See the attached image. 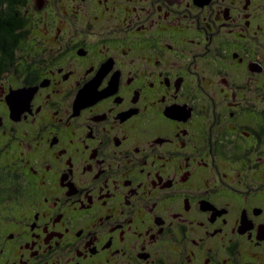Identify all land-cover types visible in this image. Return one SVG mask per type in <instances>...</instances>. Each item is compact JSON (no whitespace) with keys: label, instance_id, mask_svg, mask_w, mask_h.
I'll return each mask as SVG.
<instances>
[{"label":"flooded vegetation","instance_id":"af4514ba","mask_svg":"<svg viewBox=\"0 0 264 264\" xmlns=\"http://www.w3.org/2000/svg\"><path fill=\"white\" fill-rule=\"evenodd\" d=\"M254 3L0 0V264H264Z\"/></svg>","mask_w":264,"mask_h":264},{"label":"trees","instance_id":"16d2710c","mask_svg":"<svg viewBox=\"0 0 264 264\" xmlns=\"http://www.w3.org/2000/svg\"><path fill=\"white\" fill-rule=\"evenodd\" d=\"M20 29L22 24L16 9L13 8L9 14H0V60L8 49L15 48L20 41L21 38L18 35Z\"/></svg>","mask_w":264,"mask_h":264},{"label":"rangeland","instance_id":"374dc122","mask_svg":"<svg viewBox=\"0 0 264 264\" xmlns=\"http://www.w3.org/2000/svg\"><path fill=\"white\" fill-rule=\"evenodd\" d=\"M253 14L255 18H263L264 19V0H255L253 6ZM256 23H259L257 19H255ZM257 24L253 25L251 29V33H253L254 28ZM254 42V47L256 50V55H259V59L264 60V47L262 46V42L264 43V34H259L258 38H254L252 40Z\"/></svg>","mask_w":264,"mask_h":264},{"label":"water","instance_id":"95a60500","mask_svg":"<svg viewBox=\"0 0 264 264\" xmlns=\"http://www.w3.org/2000/svg\"><path fill=\"white\" fill-rule=\"evenodd\" d=\"M38 3H41V0H37ZM11 98H13V95H11L8 100H10Z\"/></svg>","mask_w":264,"mask_h":264}]
</instances>
